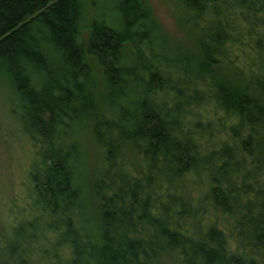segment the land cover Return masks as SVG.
Here are the masks:
<instances>
[{"label": "trees", "instance_id": "obj_1", "mask_svg": "<svg viewBox=\"0 0 264 264\" xmlns=\"http://www.w3.org/2000/svg\"><path fill=\"white\" fill-rule=\"evenodd\" d=\"M168 1L192 44L166 55L138 0L87 28L85 0H0L31 159L0 264H264V0Z\"/></svg>", "mask_w": 264, "mask_h": 264}, {"label": "rangeland", "instance_id": "obj_2", "mask_svg": "<svg viewBox=\"0 0 264 264\" xmlns=\"http://www.w3.org/2000/svg\"><path fill=\"white\" fill-rule=\"evenodd\" d=\"M138 1L146 6H142L143 13L148 9L150 14L148 20L158 30L152 35L153 45L166 55L170 54L173 48H179L181 44L186 49H191L192 36L179 25L189 20L186 19L184 13L182 14V10L178 13L179 10H175L176 5L168 0ZM117 3L120 4L121 0H85L81 11L83 28H87L90 21L99 22V20H103L111 26V21H114L117 15L114 9ZM149 22L145 24V30L151 28ZM155 50L158 53V50ZM5 80L0 76V187L3 185L7 189L4 197L8 199L9 203L14 197H18L20 200L17 202L20 205L25 201L21 199L22 195L18 192L19 186H21L22 170L31 162V159L29 146L19 131L20 105ZM75 140L85 149L83 162L81 160L82 164H85L81 173H84L87 178L93 170L100 166L99 150L84 133L79 137L77 135ZM128 160L133 163L131 157ZM2 194L0 192V206H2L0 210H3L4 207L7 208V204L2 201Z\"/></svg>", "mask_w": 264, "mask_h": 264}]
</instances>
